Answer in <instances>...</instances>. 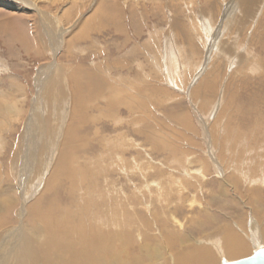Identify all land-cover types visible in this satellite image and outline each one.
<instances>
[{
    "label": "rangeland",
    "instance_id": "rangeland-1",
    "mask_svg": "<svg viewBox=\"0 0 264 264\" xmlns=\"http://www.w3.org/2000/svg\"><path fill=\"white\" fill-rule=\"evenodd\" d=\"M100 1L101 0H39V4L48 15L51 14L50 16L55 17L58 20L69 22L71 20H75V17H77V15L79 16V18H83L95 12V8L99 7V5L101 4ZM237 1L239 2V0H118V3L122 5L121 6L119 4L121 6L119 12L114 14L112 11L110 13L106 9L107 5L110 3L105 4L103 6L104 9L100 8L101 13L99 12L97 14L98 16L96 17V21L98 22L96 25L93 24L91 26L93 28L91 31H89V36L85 37V40L84 38H81L80 41L76 38L72 39V30L65 32L64 36L62 35L58 38H56L57 34L53 38L48 37V33H45L43 31V27L44 25H46L43 20H37L38 17L35 18L36 20H33L34 18H31L32 16H29L30 13L28 12H18L19 10L17 8L19 6H15L16 2L14 0H0V94H2V90L6 93L8 91L10 99H13V102H15L21 108V112L18 116H15L13 118L8 117L7 120H3V118H0V125L2 124V121L5 122L4 125L0 128V193L2 192L0 194V200L2 198L10 199L13 201V203H16V206L18 208H20L22 206V189L18 181L20 179L17 167L19 169L21 167L20 164L24 163L22 162L21 156H23L27 146V150H30L33 145H36L35 143H37L38 146L41 144L43 148H46V150L43 151L41 150L42 147L40 146V151L43 155H46V152L49 151L48 146L50 144L48 143V139L52 138L51 135L54 133V130L51 131L53 119L51 118L52 120H50L48 118L49 114L47 115V113L49 112L52 117V113L56 111L54 109V105L48 103V101H46V98L44 101V96H46L44 95V93L48 91L47 89L42 90V86H45V80L49 75L51 65L58 63L65 69L68 67L64 75V81L66 85L65 88L69 92H73V90L74 92H78V94L80 92L81 96H83V99H87L86 101L89 102L91 101V105L88 108L87 104L85 105L84 108L87 110H83V113L86 114V116L92 114L95 116V118L88 123L84 122L81 127L78 128L81 129V131L77 130V133L79 135L86 136L88 139H90V142L88 147L86 146V148L83 150L74 151V153L76 152L75 154L80 156L81 161L84 164H86V161L84 160H87L88 158L94 159L95 161L98 160V165L95 166L97 168L99 166L100 169H103L102 176H100L98 180L100 182L99 186L101 188V193L104 189V186L102 187V185L104 184L103 182H105L103 180L104 177L110 178V180H112L111 184L113 186L114 184H116L117 188L119 186L123 187L122 189L124 193L128 196L130 194L134 195V199L131 200L134 203H132L131 205H133L137 209H146L148 207L150 209L149 212L152 213L156 208H158L156 206L160 204L159 202H156L157 197L156 200L154 198L155 202H153L152 198L154 196H152V193L153 191L157 192L158 194L162 192V182H165L166 180V182L169 183L168 186L170 185L171 187V185H173L174 189H176L177 185L179 186V188H181V192L185 193H181V196L186 195L184 197H180L181 200L179 199V201L178 198L180 196V193L173 191L176 194H172V199L175 200L176 203H174L176 205L173 204L172 208L170 205L169 210L171 212V215L168 216V218L163 215V218L166 220V226H168L166 227V231H173L174 228L177 229L176 227H174V225L176 224V226H178L176 222L180 223L181 220V223L183 224V230L184 226L186 225L185 231H187L186 233L183 231V233L189 234L192 230L190 234L195 235L196 239H199L200 236H208V233L211 234L214 224L222 225L221 223L229 224L231 222L235 228V223L243 219L244 221L250 220L249 222H247V225L249 227V224H251V220L253 218H257V215L264 212V202L261 200L259 203H257L256 201L254 203H250L245 198V196L243 197L242 192L245 191L247 186L249 187V184L243 180L237 179L239 183H241V187L239 185V188L237 190L234 189V187L232 186V184L234 185V183L231 182L232 180H229V178H227V175L232 173L233 169L228 170L229 174H217L215 173V165H210L212 167L211 170L207 173L209 175L205 180L197 183L198 179L196 182L195 179H192L193 187L199 188V193L197 194L192 190L193 187H189L188 192L185 188L181 187L182 185H184V176L186 175L184 168L185 170H187L188 168L190 170H194L196 168L200 169L202 167L203 163L202 161H199L198 158L200 156L198 155H201L202 152V155H205L204 153H209L210 150L208 148V145L202 142V140H204V133L206 131V128L208 126H211V123L216 119H221L223 122H226L227 118L228 121L230 120V127L228 129L229 131L227 132L224 129L223 132L226 134V136L223 137V139L220 138L219 141L224 143L226 139L225 142H231L233 145L232 152H235L236 150L234 146L238 148L237 146L239 141L237 140L240 137L247 136L248 138L246 137L243 139H246L244 140V142L246 141L248 145L249 143L253 142V138L251 135H253L254 138L259 137L256 140L254 139V141H256L255 143L251 144L252 150L254 151H249L250 149H247L248 151L241 149V151L243 150V152L239 151V154L243 155L245 152H247L246 155H243L244 157L246 156V160L241 155L242 159L244 158L241 161L244 162L243 167L246 170L250 169L249 172L251 174H254V178L261 177V174H263L259 172V170L261 167L264 169V157H262V154L264 155V137H262L264 136V0H251V3L249 2L250 0L246 1L251 16L245 14V11L243 12L245 5L243 6V10H237ZM133 2L135 4L136 10L131 9ZM255 2L256 5H259V9L258 6L254 7ZM240 4L242 5V1L240 2ZM155 6L157 7V9L155 8ZM251 6H253V8ZM251 9H254V11L257 13H255ZM106 11L108 16H106ZM146 11L147 13H145ZM102 12H104L103 14L105 15H103ZM251 12L256 15L251 14ZM258 12L261 17L258 16ZM61 13L64 14V16H62ZM143 14L145 16H143ZM252 15L254 17H252ZM211 18H213V21H217L214 27L225 31V33L228 35L227 36L224 33L225 36H223L224 34H222L223 38L221 37L222 39L220 44L224 43V47L222 45H219V47L222 46L221 48H223L224 50L225 48L227 49V52L223 49H219L227 55L224 56L223 53H221V55H218V51L216 50L215 57L212 60L208 57L210 54L209 50L212 42V39L209 37H212V35L209 36L210 30L208 31L204 28L205 25V27L207 28L210 26L208 20L211 22ZM34 21L37 22L34 23ZM255 21L258 24L254 23ZM225 24L228 26H226L227 28L223 29V25ZM193 25H198V27L200 26V29L198 27H194L193 29ZM122 27L123 29H125L123 30ZM70 28H73V26H71ZM97 28H99V30ZM179 29L181 30V32ZM251 31H253V33L255 32L256 34L252 33L251 35ZM205 32H207V37L203 36L205 35ZM34 33L38 34V41ZM169 34H173L174 38L171 41L167 42V37L169 36ZM189 35L190 37H192L189 38ZM244 36L246 38H244ZM203 37L204 39H202ZM199 38L201 39V41ZM243 38L245 39V41ZM68 39H70V43H66L68 42ZM64 40H66V42ZM203 42L205 45L203 44ZM235 45L236 48L239 49H237L234 53L230 52V49ZM69 46H72V48H69ZM169 46L171 48L170 50L172 57L177 61V72L174 75H172L171 72L162 71L166 70L167 66L169 65L168 59L166 57L167 55L165 53V48ZM244 48H246L245 53L243 51ZM58 49H60L61 51ZM53 50L55 53L53 52ZM217 57L222 59L218 58L219 60H217ZM234 57L237 59L239 58L237 63L235 64L237 67L233 66L232 64V58L235 60ZM249 60L251 61V63L248 62ZM207 64L208 66L210 64L211 67L214 66L217 71L208 73L209 69H207ZM157 66H159L160 68H158ZM231 70H233V72H231ZM84 71H87L88 75L92 74V78L90 77V75L88 76L84 74ZM76 72H78V75ZM72 76L74 77V79ZM98 76H100V78L102 79L100 82L101 87H99L100 79ZM205 78L207 79L206 84L204 82V86H209L206 87V89L202 92V95L199 94L198 96H196L194 89H196V87L198 86L200 87V83H202ZM83 79H85V81H83ZM115 79L118 80L116 81ZM106 80H108L109 82L111 81L110 83L112 84L114 83L113 85H117L121 90L120 94H123L122 101L114 102L116 103L114 104L115 108L112 107L113 105L107 104L108 102L106 101V93L104 92H106L107 87H110V85H112L110 83H107ZM76 81L78 82L77 85H75ZM86 81L88 83H86ZM103 81H105V85L103 84ZM180 83H182V85ZM95 88H97L98 91ZM123 88L127 90L124 91ZM99 90H101L100 94ZM86 93L88 96L84 95ZM103 93L104 95H101ZM191 93L192 96L190 95ZM10 94L15 97H12ZM132 106L134 107L132 108ZM211 107L213 108L211 109ZM36 108L39 109L37 113L46 111V115L44 116L45 119H47H44L45 121L41 122L42 125L40 124L43 131H39L34 126L30 127V116L32 115V111ZM235 110H237V112ZM14 114L15 112L12 113V116ZM223 114H225L226 116L224 115L223 117ZM43 124L47 129V131L45 132ZM134 127H136V129ZM237 130L241 131L243 135H238ZM250 136L251 139L249 138ZM227 137H232L233 140H228ZM219 141L214 140L213 146L217 147H213L215 150L214 153L212 152V154H214L213 157L216 156V158L220 161L223 159V157H218L220 156L219 152L221 150L219 149L222 145ZM135 145L136 148L134 147ZM244 146L245 145H243L242 148ZM255 151L261 153H257V155ZM250 152H253L255 154ZM37 154L38 153H36V155ZM234 154L239 155L238 151H236ZM188 155H191L192 159L186 158V160H183L185 157H188ZM193 155H195L198 160H195L196 157ZM256 156H258L259 158H256ZM225 161L223 160L220 162V164L222 163L221 165L223 166V168H225L224 165L225 163H227V161ZM242 162L238 164H242ZM254 162L259 163H255V166L253 164ZM18 164L19 166H17ZM184 164H186L185 167ZM179 165L181 167H179ZM39 166L42 169L43 164ZM95 166L93 167L94 169ZM175 168H178V172ZM171 170H174V176L171 175ZM161 172H163V174ZM11 173L13 176L11 175ZM234 173L236 174V172ZM181 174H183V177L181 176ZM169 175L172 176V178ZM175 176L176 178H180H177L179 181L177 179H174ZM8 177H10V181ZM221 177L222 183L220 184ZM213 181H218L219 184L215 182L216 185H214ZM5 182L7 183L5 184ZM14 182H16V184ZM65 182V185L67 186L68 181L65 180ZM170 182H172L173 184H170ZM211 182H213V185H211ZM201 183L203 184L202 186H206L204 189L202 187H199ZM65 185L61 186L67 189ZM223 185L227 186L225 187ZM127 186H130L132 189L134 188V190L132 191V189L128 188ZM213 186L214 188H212ZM210 187L212 189H210L209 192L208 188ZM223 187H228L227 189L230 193H224V191L222 190L227 189ZM262 187L263 189L260 190L263 193L264 186ZM179 188L177 189L179 190ZM14 191L15 197H13ZM95 191L97 192V189H95ZM186 192L190 194L192 201H194L192 205V201H189V199L191 198H189V195ZM232 193L233 196L231 195ZM254 194L260 200L258 191L254 192ZM197 195H199L201 198ZM223 197L226 200H224ZM58 198L59 203L66 208L68 200L66 199L65 195L63 196L61 190L59 191ZM183 198L184 200L186 198L187 199L184 201ZM214 198L217 200L215 202H210V200H213ZM218 198L220 201L218 200ZM242 199H246V202ZM72 201L74 202V198L72 199ZM198 201L201 202V205ZM152 202L154 204H152ZM73 205L74 204L69 201L70 210L73 209ZM256 205L258 207H256ZM207 206L210 209H208ZM224 207H226V209ZM174 208H177L178 210ZM254 208H259V214L255 213L257 211ZM143 209L140 211L146 214L147 210ZM190 209L192 210V213H194V215L196 214L195 216L191 213ZM16 210L17 208L14 211L12 210V215L10 214L7 216L9 218L10 224L16 225L19 222L16 218ZM188 210H190V215L189 213L187 214ZM254 213L255 215H253ZM191 215H193V219L195 218L194 220L191 219ZM228 215H231L229 216L230 218L233 215V217L235 218V223L232 222L234 218L232 217L233 219H229V217H227ZM184 217L187 218L185 219ZM146 218L148 219V221H151V223H154L158 225V227H160L155 217L153 218L152 216H150V214L147 213ZM169 218L171 220H169ZM210 219H214V221H211ZM217 219L219 223H217ZM204 220L207 221L205 222V224ZM202 224L204 225L205 229L200 228V230L199 227L203 226ZM209 225L211 227H209ZM175 229L173 233H175ZM155 230L156 229H154V231ZM200 231H202V233ZM182 234L180 236H182ZM155 237L157 238L155 242L157 245L159 242H161L160 245L165 246V244L163 243L164 240L162 238V235L158 236L157 234V236ZM202 238L200 237V239ZM176 240L178 241L179 237ZM176 246L178 247V245ZM138 248L139 247H135L134 250L137 249L138 251ZM165 248V254L169 256L170 248ZM167 248L169 251H167ZM248 255H246L245 257H247ZM243 257L244 256H240L236 259H240ZM224 258L225 257L220 256L217 264H220V262ZM234 259H230V261H234ZM225 260H228L229 262V259L225 258Z\"/></svg>",
    "mask_w": 264,
    "mask_h": 264
},
{
    "label": "bare ground",
    "instance_id": "bare-ground-1",
    "mask_svg": "<svg viewBox=\"0 0 264 264\" xmlns=\"http://www.w3.org/2000/svg\"><path fill=\"white\" fill-rule=\"evenodd\" d=\"M14 1L16 2L15 6H19L18 8L16 7L19 10L18 12H20V13L21 12H28V13H30L29 16H32L31 18H34L33 20H36L35 18L38 17L37 20H39V21L43 20L45 22L46 25H44L43 31L45 33H48V37L53 38L57 34L56 38H58V37H61L62 35L64 36L65 32L72 30L71 31L72 39L76 38L79 40L81 38H84V40H85V37L89 36L88 33L93 28L91 26L93 24L94 25L97 24V22H98V21H96V17L98 16L97 14L99 12L101 13L100 8H103V6L105 4L110 3L107 5L106 9L110 13L113 11L114 14L119 12V10L122 6L120 3H118V0H101L100 1L101 4L99 3L101 5V7L98 4L99 7L95 8L96 11L93 12L92 14L89 13L90 15H88V16L86 15L87 17H83V18L82 17L79 18V16L77 15V17H75V20H71V21L67 22V21H63V20H58L55 17L50 16L51 14L48 15L45 12V10L41 7V5L39 4V0H14ZM147 1H149V0H147ZM241 1H242V5L240 4ZM246 1L247 0H239V2L237 1L238 2L237 10L238 11L243 10V6L245 5L243 12L245 11V14H247L248 16H251L250 10L248 9V4L246 3ZM255 1H257V0H255ZM249 2L251 3L252 1L250 0ZM136 3H137V1H136ZM8 4H7V6H8ZM152 4H153V2H152ZM254 4H255L254 7L258 6V9H259V5H256V2ZM79 7H81V6H79ZM95 7H96V4H95ZM144 7H145V5H144ZM251 7L253 8V6H251ZM155 8L157 9L156 6H155ZM131 9L136 10L134 2L132 4ZM262 10H261V12H262ZM252 11H254V9ZM103 13L104 12H102V14ZM143 13H144V11H143ZM145 13H147V11ZM255 13H257V12H255ZM106 14H107V11H106ZM251 14H253V13L251 12ZM61 15L64 16V14H62V13H61ZM103 15H105V14H103ZM130 15H132V14H130ZM253 15H256V14H253ZM253 15H252V17H254ZM106 16H108V14ZM143 16H145V15L143 14ZM258 16H260L259 12H258ZM255 18H256V16H255ZM255 18H254V20H255ZM211 19H212L211 22L208 20V23L210 24V26L207 28V27H205L206 26L205 25L204 28L208 31L210 30L209 31L210 35L208 34L209 36L212 35V37H209L212 39V42H211V47L209 50L210 54L208 56L212 60L215 57V51L216 50L218 51V55H221V53H223L222 50H219V49H223V48H221L222 46L224 47V43L220 44V42H221V39L223 38L222 34H224L225 31L217 29V27L215 28L214 26H215V23L217 21H215V20L213 21V18H211ZM215 19H216V17H215ZM263 21H264V19H263ZM36 22L37 21H34V23H36ZM254 23H257V22L255 21ZM6 24H4V25H6ZM71 26H73V28H70ZM226 26H228V25H226V24L223 25V29L227 28ZM194 27L197 28L198 25H193V29H194ZM221 27H222V25H221ZM229 27H231V26H229ZM253 27H252V29H253ZM97 29L99 30V28H97ZM122 29H123V27H122ZM228 31H230V30H228ZM180 32H181V30H180ZM207 32H205V35H203L204 37L205 36L207 37V35H206ZM182 33H183V31H182ZM252 33H253V31H251L250 34L252 35ZM178 34H180V33H178ZM225 34L223 36H225ZM37 36H38V34H35V37L38 41ZM199 36H200V34H199ZM191 37L189 35V38H191ZM204 37L202 39H204ZM258 37H259V35H258ZM173 38H174V35L169 34V36L167 37V42L171 41ZM200 38H201V36H200ZM244 38H246V37L244 36ZM70 39L67 40L68 42H66V40H64V41L66 43H70L71 42ZM47 41H48V39H47ZM200 41H201V39H200ZM244 41H245V39H244ZM178 42H179V40H178ZM206 42H208V41H206ZM203 44H204V42H203ZM219 45H222V46L219 47ZM241 46H243V45H241ZM69 48H72V46L71 47L69 46ZM62 49H63V47H62ZM170 49H171L170 46L165 48V53L167 55L166 57L168 59L169 65L167 66L166 70H162V71L171 72L172 75H174L177 72V61L174 60V58L172 57ZM237 49H239V48H236V45H235L230 49V52L234 53V52H236ZM58 50H60V49H58ZM224 51L227 52V49L225 48ZM228 51H229V49H228ZM243 51L245 53L246 48H244ZM53 52H54V50H53ZM223 55L225 56L227 54L223 53ZM218 58L219 57H217V60L222 59V58H219V59ZM236 59L237 58H235V60H234L232 58L233 66H236L235 64L237 63L239 58L237 60ZM248 62L251 63L250 60ZM248 65H250V64H248ZM1 66H2V64H1ZM69 66H71V65H69ZM207 66H208V64H207ZM157 67L160 68L159 66H157ZM50 68H51V70H49V75H48L47 79L45 80V86H42L43 87L42 90L47 89L48 92L44 93V95H46V96H44V101L46 98V101H48V103H50L51 105L52 104L54 105V109L56 111V112L52 113V117H51V114L49 112L47 113V115L49 114L48 118L50 120L53 119L52 120L53 125L51 122V125H52L51 131L54 130L53 131L54 133L51 135L52 138L48 139V141H49L48 143L50 145L48 146L49 151L46 152V155H43L42 152L40 151V146L42 147V145L40 144L38 146L37 143H35L36 145H33L30 148V150H27L28 149V146H27L26 151L24 152L23 156H21L22 162H24L26 164L25 165L24 163H21L20 164L21 167L19 169L17 167L18 175H19V179H20L18 181H19L20 187L22 189V192H21L22 193L21 194L22 206L20 208H18L16 206V203H13L12 200L7 199V198H2L0 200V264H217L220 256L225 257L226 259H229V262H234V261H238V260H241V259H244L247 257H251L260 248H264V214H263L264 212L259 214V212H260L259 208L258 209L254 208L257 211L255 213H257L259 215L256 216L257 218H253L251 220V224L248 223L249 227L247 225V222H249L250 220L244 221L242 219V220H239V222L235 223L234 222L235 218L232 215V217L234 218V220H232V222H234L236 224L235 228L231 222L229 224L221 223L222 225L214 224L212 231H211L212 232L211 234L208 233V236H200L201 238L202 237H204V238L200 239V237H199V239H196L195 235L190 234L192 230L190 231L189 234L183 233V231L185 233L187 231H185L186 225L184 226V230L182 228L183 227V224L181 223L182 220L180 221V223L175 221L178 225V226H176V224L174 225V227L177 228V229L174 228L175 233H173L174 229H173V231L172 230L166 231V227H168V226H166V220L163 218V215H165L168 218V216L171 215L170 214L171 212L169 210L170 205H171V208H172L173 204L176 205L175 200L172 199V194H174L175 192L180 193L178 200L180 199V197L186 196V195L181 196V193L183 194L184 192H181L182 191L181 188H179V186H177V185H176V189L179 188L180 191L178 189L176 191V189H174L173 185H171V187H170V185L168 186L169 183H167L165 180V182H162L163 183L162 192H160L158 194L155 191H153V193L151 192L152 190L150 191L152 193V196H154L152 198L153 202H155L156 197H157L156 202L160 203V204L157 203L158 206H156V207H158V208H156L152 213L149 212L150 209L148 207L146 209L142 208L143 210H147L146 214L148 213V214H150V216H152L153 218L155 217L157 219L160 227H158V225H156L154 223H151V221H148V219L146 218V214H144L142 211H140V210H142L141 208L137 209L133 205H131L132 203H134L131 201L134 199V195L130 194L128 196L124 193V191L122 189L123 187L119 186L117 188L116 184H114V186H113L111 184L112 180H110V178L104 177L103 180L105 182H103L104 184L102 183L103 184L102 187L104 186L103 187L104 189H103V192L101 193V188L99 186L100 182L98 180H99L100 176H102L103 169H100L99 166H98V168L95 166V165H98V160L95 161L94 159L88 158L87 160H84V161H86V164H84V163H82L80 156L75 154L76 152L74 153V151L83 150L86 148V146L88 147L89 142H90V139H88L86 136L79 135L77 133V130L81 131V129H78V128H80L84 122L88 123L89 121H91L95 118V116L92 114L86 116V114L83 113V110H87L84 108L85 105L87 104V108H88L91 105V101L89 102V101H86L87 99L86 100L83 99V96H81L80 92H79V94H78V92H74V90H73V92H69L65 88L66 85H65V81H64V75H65L66 69H68V67L65 69V68L61 67L60 64L55 63V64L51 65ZM207 69H209L208 73L217 71L215 69V67L214 66L211 67L210 64H209ZM227 69H228V67H227ZM106 70H107V68H106ZM233 70H234V68H233ZM233 70H231V72H233ZM76 71H79V70H76ZM72 72H74V71H72ZM89 72H90V69H89ZM76 73L78 75V72H76ZM93 73H95V72H93ZM84 74L88 75L87 71H84ZM89 75L92 78V76H91L92 74H89ZM213 76H215V75H213ZM213 76H210V77H213ZM98 77L100 79V81L98 80L100 86L99 85L98 86L101 87L100 82L102 79L100 78V76H98ZM216 77H218V76H216ZM76 78H77V76H76ZM76 78H75V80H76ZM82 78H81V80H82ZM85 78H87V77H85ZM73 79H74V77H73ZM206 79L207 78H205L203 81L200 79L202 81V83H200L201 81L199 82L201 84L200 87L198 86V87H196V89H194L196 96H198L199 94L202 95L203 94L202 92L206 89V87L209 86V85L204 86V82L206 84ZM108 80H109V78H108ZM108 80H106V82L110 83L111 81L109 82ZM115 80L117 81L118 79H115ZM78 81H80V80H78ZM83 81H85V79H83ZM77 83L78 82L76 81L75 85H77ZM86 83H88V82L86 81ZM103 84L105 85V81H103ZM110 84H112V83H110ZM113 84L110 85V87H107L106 92H104V93H106V101L108 102L107 104L113 105L112 107L115 108L114 104H116V103H114V102L122 101V99H123L122 95L123 94L121 95L120 94L121 93L120 88L117 85H113ZM180 84L182 85V83H180ZM87 85H89V84H87ZM215 85H217V84H215ZM17 86H18V84H17ZM10 87H11V83H10ZM16 88H18V87H16ZM95 89H97V88H95ZM126 90L124 89V91H126ZM97 91H98V89H97ZM100 91L101 90H99V94L101 93ZM129 91H130V89H129ZM191 91H192V89H191ZM210 91H212V90H210ZM104 93L101 95H104ZM84 95H87V93ZM190 95L192 96V93ZM169 96H168V98H169ZM12 97H15V96H12ZM207 101H206V104H207ZM220 102H222V101H220ZM133 107L134 106H132V108ZM202 107H204V106H202ZM48 108H50V107H48ZM212 108L213 107H211V109ZM38 111H39L38 108H36L32 111V115L30 116L31 117L30 118V127L34 126L39 131L40 130L43 131L42 126H40V124L42 121H45L47 119V118L45 119V116H44V115H46V111L41 112V113H37ZM235 111L237 112V110H235ZM13 112H15V114L12 116ZM20 112H21V108L15 102H13V99L12 100L10 99V97L8 95V91L6 93L2 90V94H0V118L1 119L3 118V120H7L8 117L13 118L15 116H18L20 114ZM222 113H224V112H222ZM224 115L225 114H223V117H224ZM216 118H217V116H216ZM213 119H214V117H213ZM180 121H181V119H180ZM229 121H228V118H227L226 122H223L221 119H216L215 121H213L211 123V126H208L206 128V131L204 133V138H203L204 140H202V142L207 144L208 148L211 151L209 150V153H204L205 155H202L203 152L202 153L200 152L201 155H198V156H200L198 158L199 161H202V163H203V165L200 169L196 168L194 170L193 169L190 170L188 168L187 170H185V168H184L186 175L184 173V175H185L184 176V185H182L181 187L185 188L188 192L189 187H193L192 179H195V182L198 179L197 183H200L203 180H205L206 177L209 175L207 173L211 170L212 166H210V165L214 164L215 165V173H217V174H226L229 172L228 170L233 169L232 173H230V174L228 173L229 175H227L228 176L227 178H229V180H232L231 182L234 183V185L232 184V186L234 187L235 190H237L239 188V185L241 184V183H239L238 180H243L249 184V187L247 186L245 191L242 192V194H243V197L245 196V198L250 203H254L255 201L257 203H259L261 200L264 202V192L262 193V191L260 190V189H263L262 186H264V169L261 167L259 170V172L263 173V174H261V177H255L254 178V176H253L254 174H251L249 172L250 169L246 170L243 167L244 162L241 161L246 157V156L244 157L243 155L244 154L246 155L247 152H245L243 155L241 154L244 157L243 159H242V156L239 154V151H241V149H244L245 151L247 149H250L249 151H251L252 150L251 144L255 143L256 141H254V139L256 140L259 137L254 138L253 135L250 134L253 138V142L249 143V145L247 144L246 141L244 142V140H246V139H243V138H246L247 136L240 137L237 140V141H239V143L241 140V143L240 144L238 143V146H237L238 148H236L234 146V148L236 149V150L234 149L235 152L238 151V154L240 156L234 154L235 152H232V146L233 145L231 142H228V141L225 142L226 139H225L224 143L219 141L220 138L223 139V137L226 136V134L223 132L224 129L227 132L229 131L228 130L230 127ZM4 123L5 122L2 121L0 128L4 125ZM43 126H44V124H43ZM136 127H134V128L136 129ZM244 127H246V126H244ZM87 129H85V130H87ZM239 130H237L238 135L242 136L243 134ZM45 131H47V129L44 126V132ZM166 135H168V134H166ZM246 135H247V133H246ZM168 136H170V135H168ZM177 136H178V132H177ZM251 136L249 137L250 139H251ZM262 137H264V136H262ZM173 138H174V136H173ZM229 139H232V137L231 138L229 137L228 140ZM214 140H217L222 144L221 148L219 149V150H221L219 152L220 156L217 155L220 158H221V156L223 157V159L220 161L216 158V156L213 157L214 154H212V152L214 153V150H215L214 148L217 147V146H215V147L213 146ZM263 141H264V138H263ZM258 144H259V142H258ZM243 145H245V146L242 148ZM246 145H248V146H246ZM125 147H126V145H125ZM134 147L136 148V145ZM41 150L44 151V150H46V148L42 147ZM252 151H254V150H252ZM241 152H243V150ZM36 153H38V154L36 155ZM192 153H194V152H192ZM192 153H190V154H192ZM250 153H253V152H250ZM257 153H261V152L257 151L256 154ZM7 154H8V152H7ZM253 154H255V153H253ZM193 156H195V155H193ZM43 157H44V159H43ZM248 157H250V156H248ZM257 157L258 156H256V158ZM262 157H264L263 154H262ZM186 158L192 159V156L188 155V157H185L183 160H186ZM225 158H226L227 163H225L226 162ZM23 159H24V161H23ZM84 159H86V158H84ZM198 159L196 157L195 160H198ZM223 160L225 161L224 162L225 168H223V166L221 165L222 163L220 164V162ZM231 160L232 161L234 160V161L232 162ZM236 160H237V164H236ZM245 160H246V158H245ZM256 160H258V159H256ZM240 161L242 162V164H238V163H241ZM18 162H19V160H18ZM191 162H192V160H191ZM187 163H190V162H187ZM193 163H194V161H193ZM255 163L258 164L259 162H254L253 164L255 165ZM41 164H43L42 169L39 166ZM186 164H184V167L186 166ZM246 165H248V164H246ZM17 166H19V164ZM94 166H95V169L93 168ZM179 167H181V166L179 165ZM243 168H244V170H243ZM8 169H10V168H8ZM175 169H177V172H178V168H175ZM174 170L170 171V172H172V174H171L172 176L175 175V174H173ZM105 171H106V169H105ZM234 172H236V174ZM161 173L163 174V172H161ZM178 174H177V176H178ZM11 175H12V173H11ZM167 176H168V174H167ZM172 176H170V177L172 178ZM181 176L183 177V174H181ZM8 178L10 181V177H8ZM177 178H179V177H177ZM177 178H176V176L174 177V179H177ZM214 178H213V180H214ZM221 179H222V177L220 178V184L222 183ZM65 180L68 181L67 186L65 185V183H66ZM209 181H211V180H209ZM213 182H214V185H216L215 184L216 181H213ZM213 182H211V185H213L212 184ZM6 183L7 182H5V184ZM14 183L16 184V182H14ZM171 183L172 182H170V184ZM206 183H208V182H206ZM216 183H218V181ZM0 184H1V181H0ZM175 184H176V182H175ZM61 185H65V187H67V189L63 188V186H61ZM202 185L203 184L201 183V185H199V187H202L204 189L206 186H202ZM219 186H221V185H219ZM223 186H225V185H223ZM172 187H173V190H172ZM225 187H223V188H225ZM240 187H241V185H240ZM128 188L132 189L130 186ZM212 188H214V186ZM212 188L211 187L208 188L209 192H210V189H212ZM227 188H225V189H227ZM95 189H97V192L95 191ZM7 190H8V188H7ZM60 190L63 193V196L65 195L66 199L68 200L66 208H65V206H62L59 203L58 194H59ZM133 190H134V188L132 189V191ZM192 190L195 191L196 194L199 193V188H197V187H193ZM240 190H241V188H240ZM173 191H175V192H173ZM222 191H224V193L225 192L230 193L228 191V189L227 190L223 189ZM256 191H258V193H259L260 200L254 194V192H256ZM219 192H220V190H219ZM135 193H137V192H135ZM188 195H189V198H191L190 194H188ZM231 195L233 196V193ZM197 196L200 197L199 195H197ZM215 196H216V194H215ZM220 196H222V195H220ZM13 197H15V191H14ZM8 198H9V196H8ZM73 198H74V202L72 201ZM154 198H155V200H154ZM187 198H188V196H187ZM246 199L245 200L242 199V200H244L246 202ZM183 200H184V198H183ZM190 200L192 201V198L189 199V201ZM216 200L217 199L214 198L213 200H210V202L211 201L215 202ZM218 200H219V198H218ZM224 200H226V199L224 198ZM224 200H223V203H224ZM69 201L74 204L72 210L69 209ZM153 202H152V204H154ZM193 202L194 201L191 202V205L193 204ZM207 202H206V204H207ZM64 203H65V201H64ZM199 203L201 205V202H199ZM159 205H161V206H159ZM211 205H208V206H211ZM208 206H207V208L210 209ZM256 207H258V206L256 205ZM16 208H17V210L15 211L16 212V218L19 222L16 225H14V224L9 223V218L7 216L10 215L12 210L14 211ZM224 208L226 209V207H224ZM174 209H177V208H174ZM254 209H253V212H254ZM190 210H188L187 214L189 213ZM239 210H238V212H239ZM206 211H208V210H206ZM195 212H196V209H195ZM199 212H200V210H199ZM191 213H192V210H191ZM255 213L253 215H255ZM13 214H14V212H13ZM192 214L194 215V213H192ZM174 215H175V213H174ZM189 215H190V213H189ZM193 215H191L192 220L195 219V218L193 219V217H192ZM205 215H207V214H205ZM229 216H231V215H228L227 217H229ZM172 217H173V215H172ZM206 217H208V216H206ZM209 217H210V215H209ZM232 217L231 218L229 217V219H233ZM170 218H169V220L172 219V218L171 219ZM184 218L186 219L187 217H184ZM236 218H237V216H236ZM14 219H15V217H14ZM210 220L214 221V219H210ZM177 221H178V219H177ZM205 222H207V221L204 220V224H205ZM217 223H219L218 219H217ZM209 227H211V226L209 225ZM209 227H207V228H209ZM200 228L205 229L204 225L200 226L199 229ZM154 229H156V230L154 231ZM200 232L202 233V231H200ZM157 234H158V236L162 235V238L164 240L163 243L165 244V246H161L160 245L161 242H159L158 245L155 243L157 240V238L155 236H157ZM181 234H182V236H180ZM178 237H179V240L177 241L176 239ZM176 242H177V244H176ZM175 244L178 245L179 248ZM135 247H139L138 251H137V249L134 250ZM163 247L164 248L165 247L170 248L171 253L169 252V254H170L169 256L165 254L166 248L164 249ZM253 247H254V249H253ZM176 248H177V250H176ZM167 251H169L168 248H167ZM246 255H248V256L245 257ZM240 256H244V257L240 258V259H236L237 257H240ZM225 258L223 260H225ZM230 259L231 260L234 259V261H230ZM223 260L222 261L220 260L221 262L219 261L220 264L223 263Z\"/></svg>",
    "mask_w": 264,
    "mask_h": 264
},
{
    "label": "water",
    "instance_id": "water-1",
    "mask_svg": "<svg viewBox=\"0 0 264 264\" xmlns=\"http://www.w3.org/2000/svg\"><path fill=\"white\" fill-rule=\"evenodd\" d=\"M222 264H264V248H260L251 257H247L234 262H228L226 260H223Z\"/></svg>",
    "mask_w": 264,
    "mask_h": 264
}]
</instances>
